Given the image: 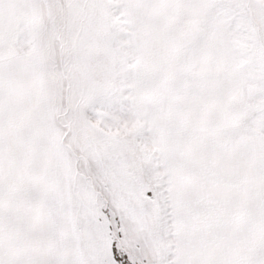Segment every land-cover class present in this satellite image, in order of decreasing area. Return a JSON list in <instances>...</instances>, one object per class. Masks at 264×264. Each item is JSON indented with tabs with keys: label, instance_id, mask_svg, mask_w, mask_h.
<instances>
[{
	"label": "snow or ice",
	"instance_id": "6c2138e0",
	"mask_svg": "<svg viewBox=\"0 0 264 264\" xmlns=\"http://www.w3.org/2000/svg\"><path fill=\"white\" fill-rule=\"evenodd\" d=\"M0 264H264V0H0Z\"/></svg>",
	"mask_w": 264,
	"mask_h": 264
}]
</instances>
